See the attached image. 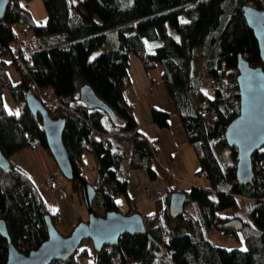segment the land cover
Masks as SVG:
<instances>
[{"label":"trees","instance_id":"16d2710c","mask_svg":"<svg viewBox=\"0 0 264 264\" xmlns=\"http://www.w3.org/2000/svg\"><path fill=\"white\" fill-rule=\"evenodd\" d=\"M43 2L48 12L43 23L36 21L29 0H10L0 19L4 40L0 54L13 50L11 41L18 38L15 23L26 24L34 33V38L23 41L30 51L26 54L20 46V56L14 55L12 63L21 75L17 83L10 81L8 62L3 59L0 63V148L10 162L8 168L0 167V219L6 221L12 242L28 253L47 239V215L56 225L55 214L31 176L11 160L15 152L36 144L50 152L42 117L33 113L26 101L29 86L52 115L66 120L65 133L71 147L91 145L98 162L94 186L102 195L104 213L100 214L121 210L119 196L125 195L129 201L132 198L123 175L125 142L131 143V168L146 169L152 179L166 182L162 195L155 200L158 206L149 216L152 224H148L147 232L124 233L118 245H106L101 251L93 248L91 264H154L163 253L169 254L174 264H264V145L252 155V182L242 184L236 175L237 148L225 138L228 124L240 112L239 54L252 65H263L258 39L246 21L243 5L264 8V0ZM111 33L114 42L108 44ZM50 34L57 37L55 42H35L37 48L33 47V39ZM156 39L162 43L149 51L146 40ZM197 47L200 61L196 64ZM134 54L147 70L160 68L175 113L200 162L199 172L209 179L208 185L178 188L173 175L158 160L157 143L137 130L133 104L127 103L124 95L133 82ZM205 82L209 83L207 89L203 88ZM6 84L19 105V116L9 114L6 107ZM84 84L92 86L116 118L105 108L81 99ZM47 88L52 89L51 94ZM151 111L156 123L169 125L170 110L152 106ZM105 112L118 131H108L103 122ZM67 146L81 175L72 183L82 192L80 181L82 177L88 179L86 170L80 157ZM176 190H184L188 198L184 212L174 217L177 223L172 225L170 199ZM243 201L249 218L240 212ZM189 203L192 209L187 207ZM231 209L232 215L228 212ZM135 211L141 212L139 208ZM235 217L242 219V228L226 226ZM211 230L223 236L243 237L246 247L218 243L211 237ZM8 251V241L0 234V264L6 263ZM51 264H81V258L75 253Z\"/></svg>","mask_w":264,"mask_h":264},{"label":"water","instance_id":"95a60500","mask_svg":"<svg viewBox=\"0 0 264 264\" xmlns=\"http://www.w3.org/2000/svg\"><path fill=\"white\" fill-rule=\"evenodd\" d=\"M10 0H0V19L4 17ZM248 25L258 39L263 65H252L241 53L238 56V84L240 88V112L227 126L225 138L230 146L237 148L236 175L240 183H250L254 177L252 155L264 145V8L253 4L243 5ZM4 40L0 34V47ZM81 99L93 106L105 108L116 118L114 110L101 99L90 84L80 88ZM26 101L33 113L42 117L51 154L63 174L74 180L81 177L78 166L64 140L66 120L51 114L42 99L28 86ZM10 162L0 148V167L6 169ZM82 195L89 215L87 220L79 221L67 235L61 233L50 215L46 216L48 237L37 248L26 253L11 240L7 223L0 219V234L8 241V257L5 264H51L55 259L67 260L73 256L82 241L92 240L94 248L101 251L106 245H118L124 233H146L147 223L140 211L125 213L121 210H109L105 214L96 212L93 200L97 194L94 184L81 178ZM187 193L176 190L170 199V214L177 217L186 207ZM227 227L240 229L243 221L235 217L226 222ZM137 264H142L138 262Z\"/></svg>","mask_w":264,"mask_h":264},{"label":"rangeland","instance_id":"374dc122","mask_svg":"<svg viewBox=\"0 0 264 264\" xmlns=\"http://www.w3.org/2000/svg\"><path fill=\"white\" fill-rule=\"evenodd\" d=\"M29 7L38 23H43L46 21L48 12L45 7L43 0H29ZM15 29L18 31V38L11 41V46L13 48L12 51H8L6 53L0 54V63L2 60L5 59L7 63V71L9 73V78L12 83H17L20 78V71L17 69L16 65L12 63L14 59V55L20 56V46H22L23 52L28 53L30 51V47L24 43L25 40H30L34 38V33L31 28H29L24 23H15ZM57 37L54 34H50L48 36H43L40 38L33 39V47L37 48L36 43L41 42H55ZM36 42V43H35ZM114 42V36L111 33L108 39V44H112ZM21 44V45H20ZM32 44V42H31ZM200 47L196 48V58L194 63L200 61V56L198 52ZM197 64V63H196ZM195 64V66H196ZM199 65V64H198ZM203 66V62H201L200 68ZM197 67V66H196ZM143 68L141 59L137 55L131 56V72L138 76H141V69ZM144 69V68H143ZM194 73L196 72L193 71ZM150 73L154 77V79L159 78L160 68L157 67L155 69L150 70ZM136 79L138 80L139 77L136 75ZM139 86V83H136ZM209 87V83L205 82L203 84V88L207 89ZM49 92L52 90L51 88H47ZM51 94V92H50ZM3 98L8 110L11 112H16L19 110V105L16 100L13 98L12 93L10 91L9 86L6 84L4 87ZM108 117L109 115L105 112ZM110 119V118H108ZM110 131L115 132L119 130V127L113 125L110 122ZM64 140L67 145L71 147V141H69L67 133L64 134ZM123 148L125 150L124 158L122 160L123 166L126 169L125 177L128 180V190L131 195V200L129 201L125 195H121L118 197L117 201H119L120 208L123 212L129 213L133 212L134 209L139 208L141 212L145 216V221L147 225L152 221L149 219V216L152 215L154 211L157 209V204L152 201L151 199V188H153V181L154 187L158 188L161 184L159 189V193H162L165 189L166 182L161 179H152L146 169H139V168H131L129 165L130 153H131V143L125 142L123 143ZM183 155V156H182ZM193 156L185 150L178 157V161H181L180 166L183 172H192L195 175L193 169ZM194 156V161L195 160ZM11 160L21 168H23L28 174L31 176L35 184L37 185L38 189L40 190L41 194L45 198L49 210L55 214L56 216V226L59 231L65 235L69 234L75 227V225L79 222L80 217L82 220H87L89 212L87 206L84 202L82 192L75 189L72 183V180H69L59 168L57 162L55 161L53 155L48 152V150L41 144H36L34 146H28L23 148L20 151L15 152L11 156ZM86 162L83 163V167L86 170L87 178L93 184L97 183L98 180V165L97 159L93 155H86ZM179 166V165H178ZM193 169V170H192ZM177 173H181L178 172ZM182 174V173H181ZM54 176L55 181L53 186H49L47 183L48 177ZM202 182H206L209 184V179L205 176H202L200 173L197 174ZM174 183L178 187L180 185H185V181H182L178 178H174ZM147 186H150V191L147 189ZM158 193V194H159ZM246 202V201H245ZM187 207L192 209V204H187ZM93 208L95 211L99 213H104L103 206H102V195L100 192H97L94 200H93ZM56 209V211H53ZM231 215L233 214V210L228 211ZM241 214L245 218H249L250 212L247 208V205L244 204L243 201V208L240 210ZM154 222V221H153ZM177 223V219L173 217L172 225ZM211 237L216 240L218 243L225 244L229 247L234 245H238L242 248L246 247V242L243 239H239L236 236H223L220 235L218 231L211 230L210 231ZM93 242L91 239L86 238L82 241L79 248L76 251V254L81 258V264H91L93 258ZM85 249L88 250V253H82ZM154 264H174L172 261L171 256L168 254H160L158 258L155 259Z\"/></svg>","mask_w":264,"mask_h":264},{"label":"crops","instance_id":"0c3cea01","mask_svg":"<svg viewBox=\"0 0 264 264\" xmlns=\"http://www.w3.org/2000/svg\"><path fill=\"white\" fill-rule=\"evenodd\" d=\"M161 43V39L146 40V45L149 51H153L155 47H157ZM143 68L141 69V76H138V74H136L137 77H139L138 80L136 79V75L131 72L133 82L124 90L125 98L131 104H133V111L137 121V130L145 135L149 139V141L157 143L158 160L167 170L170 171L173 177L186 182L185 185H180L178 186V188H188L192 184L208 185L205 181L202 182V180H200L201 178L199 179V177L197 176V174L200 173V162L197 158L195 150L193 149L187 138V134L179 116L175 113V104L168 91L165 81L160 76V73L159 78L154 79V77L150 73V70H147L144 66ZM136 83H139V86H137ZM151 84H154L153 89L149 88ZM152 106L167 109L173 113L168 126H160L154 121L151 111ZM108 118L109 117L106 114L103 115L104 125L107 127L108 131L111 132L109 130L111 121ZM71 148L75 152V154L80 157L82 162L85 163V165H87V154L96 157L91 148V145L84 146L79 143L77 144L76 148ZM185 150L187 151V153H189V155L191 154L193 156L192 166L195 175L190 171L183 172L182 168L180 167L183 165L180 164L181 161H178V157H180L181 154L185 152ZM194 156L196 158V162L194 161ZM122 167L124 170L123 175L125 177L126 169L123 164ZM177 171L181 172L182 174L177 173ZM200 174L202 176H205L203 173ZM154 182L156 181H153V188H151L150 195L152 201L155 202V200L159 196H161L163 192L159 193L161 184L158 186V188H155ZM147 189H149L150 191V186H147Z\"/></svg>","mask_w":264,"mask_h":264},{"label":"built area","instance_id":"2783aa9c","mask_svg":"<svg viewBox=\"0 0 264 264\" xmlns=\"http://www.w3.org/2000/svg\"><path fill=\"white\" fill-rule=\"evenodd\" d=\"M127 103H129L128 100H126ZM157 145L155 143H153V147H156ZM54 181H55V177L54 176H49L47 183L49 186H53L54 185Z\"/></svg>","mask_w":264,"mask_h":264},{"label":"snow or ice","instance_id":"6c2138e0","mask_svg":"<svg viewBox=\"0 0 264 264\" xmlns=\"http://www.w3.org/2000/svg\"><path fill=\"white\" fill-rule=\"evenodd\" d=\"M9 114H13V113L11 112V110H9ZM14 114H15L16 116H19V115H20L19 110H17ZM118 203H119V201H118ZM53 211H56V209H53Z\"/></svg>","mask_w":264,"mask_h":264},{"label":"flooded vegetation","instance_id":"af4514ba","mask_svg":"<svg viewBox=\"0 0 264 264\" xmlns=\"http://www.w3.org/2000/svg\"><path fill=\"white\" fill-rule=\"evenodd\" d=\"M85 220V219H84Z\"/></svg>","mask_w":264,"mask_h":264}]
</instances>
